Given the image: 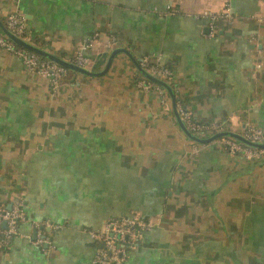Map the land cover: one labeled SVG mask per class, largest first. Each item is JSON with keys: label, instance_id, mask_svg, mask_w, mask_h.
<instances>
[{"label": "crops", "instance_id": "crops-1", "mask_svg": "<svg viewBox=\"0 0 264 264\" xmlns=\"http://www.w3.org/2000/svg\"><path fill=\"white\" fill-rule=\"evenodd\" d=\"M223 5L0 0V20L23 17L27 39L66 59L81 53L95 72L115 47L166 65L198 122L264 130V0H231L232 20L211 25L203 13ZM139 79L118 55L103 76L71 73L53 91L0 49V208L18 196L30 221L52 225L42 248L20 225L25 237L0 247V264H94L88 232L121 216L153 224L125 264H264V158L192 143L164 93Z\"/></svg>", "mask_w": 264, "mask_h": 264}, {"label": "built area", "instance_id": "built-area-1", "mask_svg": "<svg viewBox=\"0 0 264 264\" xmlns=\"http://www.w3.org/2000/svg\"><path fill=\"white\" fill-rule=\"evenodd\" d=\"M169 12L176 13V9H171ZM232 15L231 0H224L223 9L219 14L211 12L203 13V16L210 18L211 25H214L218 18L230 21L233 18ZM6 26L15 35L26 38V24L23 17L19 15L10 16L6 22ZM0 49L12 53L19 58L27 71L47 79L53 91L61 85L59 81L66 73V70L63 68L16 47L1 35ZM71 60L80 66L87 67L88 65L87 59L81 53H78ZM140 64L145 68L148 62L142 60ZM147 70L154 75L166 78L171 83V71L159 70L156 67H150ZM136 85L143 91L148 92L154 90L159 94L163 93L160 88L143 79H139ZM177 109L189 130L194 134L206 136L225 129L223 125L218 123L205 124L198 122L183 106L177 105ZM243 135L250 141L264 142V130L262 129L247 127ZM218 141H220L223 149L229 155L240 156L249 161H261L264 158V150L249 149L230 139H221ZM18 198L19 200L12 203L10 209H6L5 207L0 208V247L8 248L13 239L25 237L20 236L18 229L20 225L26 223L30 224L31 228L35 231V239L31 243L40 248L48 246L50 242L44 237L43 231L45 228H52V225L45 222L36 223L30 221L24 212L23 202L20 197ZM152 227L153 224L151 222L139 216H121L119 218L108 219L100 229L88 232L90 238L100 245L93 263L124 264L129 256V251L136 248L137 244L142 241L144 233ZM53 228L56 229L57 227Z\"/></svg>", "mask_w": 264, "mask_h": 264}, {"label": "water", "instance_id": "water-1", "mask_svg": "<svg viewBox=\"0 0 264 264\" xmlns=\"http://www.w3.org/2000/svg\"><path fill=\"white\" fill-rule=\"evenodd\" d=\"M0 35L3 36L7 41L11 42L16 47H19L29 53L37 55L39 58L46 60L50 63H53L64 70L85 76V77H100L103 76L109 69L112 60L118 56V55H124L127 57V59L132 64L136 74L140 79H143L144 81L151 83L152 85L160 88L164 96H166L167 100L170 103L171 113L173 115V118L176 122V125L179 129V131L192 143L203 145V144H209L221 139H230L233 140L240 145H243L249 149H255V150H264V142H253L247 139L243 133H235L232 131H229L227 129L206 135V136H200L198 134L192 133L185 122L183 121L178 109H177V101L174 89L171 85V83L164 77L154 75L151 72H149L147 69L141 66L140 60L135 59L133 55L126 49L115 47L112 48L106 58V63L104 66V69L100 72H95L90 70L88 67L80 66L77 63L73 62L70 59L63 58L45 48L39 47L29 39L25 37H20L18 35H15L11 30L7 28V26L0 20ZM19 200L17 196L11 198L10 204L6 207V209H10L12 203Z\"/></svg>", "mask_w": 264, "mask_h": 264}, {"label": "trees", "instance_id": "trees-1", "mask_svg": "<svg viewBox=\"0 0 264 264\" xmlns=\"http://www.w3.org/2000/svg\"><path fill=\"white\" fill-rule=\"evenodd\" d=\"M5 25H6V24H5ZM150 67H156V68H158L159 70H167V71H171V69H170L168 66H166V65H159V64L148 63V64L145 66V68H147V69H149ZM70 74H71V72L66 71L65 75L60 79L59 83H60V84H63V83L68 79V76H69ZM177 105H180V106L185 107V106H184L182 103H180L179 101H177ZM27 218H28V217H27ZM43 233H45V230L43 231ZM97 245H98V247H100L99 244H97ZM140 245H141V242L137 244L136 248L138 249V248L140 247ZM130 251H132V250H130ZM130 251H129V253H130ZM124 264H125V263H124Z\"/></svg>", "mask_w": 264, "mask_h": 264}]
</instances>
